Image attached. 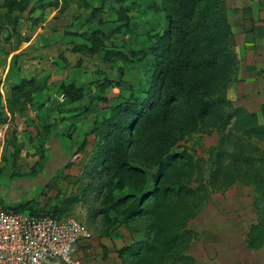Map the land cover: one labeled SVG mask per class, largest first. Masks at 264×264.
I'll list each match as a JSON object with an SVG mask.
<instances>
[{
	"label": "trees",
	"instance_id": "trees-1",
	"mask_svg": "<svg viewBox=\"0 0 264 264\" xmlns=\"http://www.w3.org/2000/svg\"><path fill=\"white\" fill-rule=\"evenodd\" d=\"M8 15L26 12L38 0H0ZM118 2L124 0H117ZM155 13H162L159 25L146 31L147 47L138 52L108 48L95 29L92 37L74 48L76 53L98 55L104 61H140L147 79L135 84L128 80H107L129 96L106 108L94 125L90 167L84 171L88 183L79 182L75 194L46 213L30 208L31 215L67 218L78 203L99 195V211L107 230L126 226L142 233L143 240L117 251L122 264H196L188 254L197 233L189 223L209 200V188L226 191L236 182L252 186L257 194L254 209L257 222L251 227L248 247L264 246V162L240 154L244 140L264 143V104L261 117L243 107H234L228 90L235 79L238 54L235 35L224 0H141ZM40 8L63 12L68 0H39ZM146 2V3H144ZM104 1L95 11H104ZM132 1L125 7L124 27L132 30L127 14L139 7ZM3 26L0 25V35ZM34 80L23 81L9 99L20 101ZM83 89L73 85L64 95L71 103L83 100ZM221 134L214 170L209 182L192 155L177 145L193 133ZM86 145L84 141L82 147ZM232 147L233 149H230ZM239 147V148H238ZM260 156L264 150L255 148ZM261 162V160H260ZM31 202L13 212H25ZM32 207V206H30ZM29 208V207H28ZM33 209V210H32ZM139 224L133 227V224Z\"/></svg>",
	"mask_w": 264,
	"mask_h": 264
},
{
	"label": "rangeland",
	"instance_id": "rangeland-1",
	"mask_svg": "<svg viewBox=\"0 0 264 264\" xmlns=\"http://www.w3.org/2000/svg\"><path fill=\"white\" fill-rule=\"evenodd\" d=\"M102 1L104 11L97 13L95 9L101 7ZM132 1L139 2V7L127 14L132 30L124 27L118 31L124 21L125 7ZM140 2L68 0L65 10L60 12L54 8L41 9L38 0L26 12L8 15L0 1V25L3 26L0 35V208L12 209L31 202L25 212L34 208L38 213H46L75 194L79 182L90 181L84 177V171L90 167L95 140L90 132L108 114L106 108L120 101V96L130 95L114 85L105 86L107 80H128L136 85L145 81L147 74L140 61H104L98 55L76 53L74 48L88 43L86 39L92 37L95 29L105 32L102 39L110 49L129 53V50L138 52L147 47L146 31L158 26L163 15ZM237 46L235 37V49ZM249 69V65L244 69L239 63L238 78L250 73ZM255 69L257 76L262 78L264 70ZM28 80L35 81L32 88L25 89L20 101L10 103L14 88ZM71 85L84 90L83 100L71 103L66 98L65 89ZM244 88L238 84L230 86L228 98L234 107L249 110L251 104L243 99L248 87ZM221 137L217 131L193 133L177 145L178 149L193 156L205 182H209L214 170ZM84 141L86 145L82 147ZM247 141L240 144V154L244 158H260L255 165L262 167L264 155L254 150H264V143L253 141L247 147ZM209 191L210 197L200 218L211 223L212 209L221 211L226 218L218 221L241 225L239 238L243 240L255 217L253 207L257 194L254 188L236 182L226 191L211 188ZM100 202V196L94 194L66 214L83 222L92 233V238L77 255L80 264H120L117 251L144 239L142 233H135L125 225L108 231L99 213ZM199 220L198 217L193 219L188 226L197 232L189 252L201 264L198 243L202 225L197 223ZM220 225L223 233L226 226Z\"/></svg>",
	"mask_w": 264,
	"mask_h": 264
},
{
	"label": "crops",
	"instance_id": "crops-1",
	"mask_svg": "<svg viewBox=\"0 0 264 264\" xmlns=\"http://www.w3.org/2000/svg\"><path fill=\"white\" fill-rule=\"evenodd\" d=\"M224 1L227 5L228 18L233 33L239 45L235 49L239 59V56H241V61H238V66L240 63L241 67L245 69V65H249V70H251L250 73L243 74L244 76L241 78H238L236 70L235 79L237 81L232 82L230 86L238 84L243 90L245 89L244 86H247V92L243 94V99L252 106V108H248V111L260 113L258 110L264 104V76L259 78L255 72V68L261 67L264 70V0ZM260 87L263 88L262 91ZM204 209L205 207L196 216L198 220L200 219L197 223L200 224L201 222L202 225L199 231L200 240L198 243L201 256L199 263L264 264V246L259 250H250L248 247L251 227L257 222L254 207L255 217H253L250 225L246 229L243 240L239 238L242 232L241 225L231 222H219L218 219L223 220L226 217H222L221 211H215V209H212L211 223H209L207 220L200 218ZM220 224H225L223 226H226L223 233L220 232L222 229ZM218 236L221 239L220 241L217 239ZM190 250L191 247L188 250V254L197 261L189 252ZM119 263L122 264L120 260Z\"/></svg>",
	"mask_w": 264,
	"mask_h": 264
},
{
	"label": "built area",
	"instance_id": "built-area-1",
	"mask_svg": "<svg viewBox=\"0 0 264 264\" xmlns=\"http://www.w3.org/2000/svg\"><path fill=\"white\" fill-rule=\"evenodd\" d=\"M91 238L90 229L73 217L0 208V264H80L79 250Z\"/></svg>",
	"mask_w": 264,
	"mask_h": 264
}]
</instances>
